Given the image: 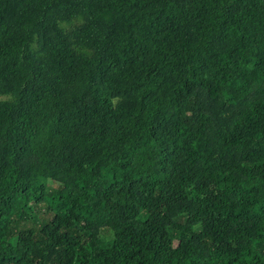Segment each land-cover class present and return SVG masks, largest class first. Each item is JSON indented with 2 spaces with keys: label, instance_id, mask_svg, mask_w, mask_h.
<instances>
[{
  "label": "trees",
  "instance_id": "obj_1",
  "mask_svg": "<svg viewBox=\"0 0 264 264\" xmlns=\"http://www.w3.org/2000/svg\"><path fill=\"white\" fill-rule=\"evenodd\" d=\"M0 264H264V0H0Z\"/></svg>",
  "mask_w": 264,
  "mask_h": 264
}]
</instances>
